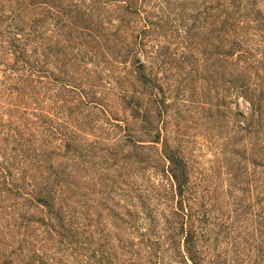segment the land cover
I'll list each match as a JSON object with an SVG mask.
<instances>
[{
	"label": "rangeland",
	"instance_id": "1",
	"mask_svg": "<svg viewBox=\"0 0 264 264\" xmlns=\"http://www.w3.org/2000/svg\"><path fill=\"white\" fill-rule=\"evenodd\" d=\"M229 2L136 0L123 27L117 2H108L84 17L91 32L66 27L71 17L50 10L47 29H39L50 47L47 72L33 77L30 102L12 89L16 78L3 65L11 58L1 59L0 257L17 244L25 209L16 167L4 183V167L14 161L5 164L3 155H12V130L27 125L35 177L47 176L42 159L62 172L57 202L91 234L90 249L104 245L109 264H191L169 248L178 197L164 157L172 153L206 210L198 244L205 262L264 264V168L252 164L264 141L253 145L238 130L248 104L236 95L243 83H264V0H239L243 18L233 30L224 23ZM8 103L26 107L19 119ZM39 208L31 205L28 215L40 219ZM34 227L44 252L58 248ZM60 248L58 258L84 264Z\"/></svg>",
	"mask_w": 264,
	"mask_h": 264
},
{
	"label": "trees",
	"instance_id": "2",
	"mask_svg": "<svg viewBox=\"0 0 264 264\" xmlns=\"http://www.w3.org/2000/svg\"><path fill=\"white\" fill-rule=\"evenodd\" d=\"M64 1L65 3L61 0H0V63L3 62L1 59L11 58L10 61H4L3 65L9 70V74H14L16 78L15 87L12 89L25 98L26 102L34 101V96H30L33 93L29 91L33 86V77L44 75L47 72L45 69L50 47L39 29H47L50 10H55L60 17H71L67 21L66 27L91 32L84 17L90 18L92 12L99 13V5L103 7L104 3L117 2L118 9L122 12L118 17L119 27L120 25L121 27L127 26L129 22L127 16L135 11L136 6V0H103L104 2L101 3L100 0ZM86 1L92 3L88 4ZM228 8L224 23H228L229 28L233 30L236 23L239 21L241 23L243 18L239 0H230ZM77 19L82 20L83 23L77 24ZM145 30L141 31L142 36H144ZM112 36L117 40V34ZM138 38L139 36H136V39ZM38 48L41 50L40 53H38ZM132 52L128 50L124 57L129 56ZM236 91V95H242L248 104L247 116L238 113V116L242 118V123L238 124L237 128L243 132V136L247 137L249 143L253 140V145H256L259 141H264V83L252 85L243 83L236 88ZM12 106L16 109L12 112L13 116L17 115L19 119V109L26 107H22L23 104ZM25 126V130H12V155H8L6 151L3 155L5 164L11 160L14 161L12 166L10 164L4 167V183L5 185L11 184L10 169L16 167L15 170L19 171L20 177L17 184L14 185V189L18 198L22 200L21 207L25 209H23V214L17 225L18 232H20L17 244L7 246L8 254L0 257V264H68L63 261V257H57L64 251L60 248L61 244L77 253L84 264H109L110 255L104 253V245L90 249L91 234L87 235V231L76 222L78 218L69 214L68 206L57 202V197L62 194L61 189L57 190L60 188L58 186L61 184L62 172L58 173L46 160L42 159L37 161L40 164L38 168L40 171L43 169L47 176L41 179L35 177L33 161L38 157V154L36 149L32 148L30 136L25 133L28 130L27 125ZM6 144L8 145V143ZM252 155V164L264 168V149H260ZM164 158H168L167 172L174 183L178 197L177 210L172 222L176 233L170 236L169 248L183 263L189 260L191 264H208L198 245L199 240H205L206 210L200 200L196 199L189 191L187 169L183 164V159L179 158L177 153L165 155ZM238 177L236 170L231 175V179L236 180ZM237 184L235 183V185ZM53 187L57 188L53 191ZM187 193L190 197L187 196ZM33 204L37 208L43 207V209L39 208L42 216L40 219H34L32 215H28L30 206ZM35 224L41 226V231L43 230V234L46 236L44 242H56L59 244L58 248H51L50 253L43 251V247L34 233L38 230L34 227ZM79 237L82 238V241H78ZM32 243H37L38 246L36 247ZM26 246L29 247L28 250Z\"/></svg>",
	"mask_w": 264,
	"mask_h": 264
}]
</instances>
